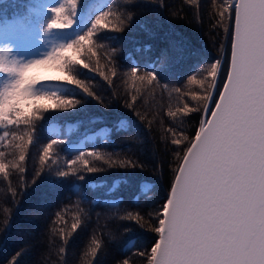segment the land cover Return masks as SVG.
Listing matches in <instances>:
<instances>
[{
  "label": "trees",
  "instance_id": "1",
  "mask_svg": "<svg viewBox=\"0 0 264 264\" xmlns=\"http://www.w3.org/2000/svg\"><path fill=\"white\" fill-rule=\"evenodd\" d=\"M28 2L0 0V20L15 18ZM112 3L111 10H104L117 15L132 11L138 22L116 33L119 39L115 41L103 36L96 39L93 49L97 55L82 57L90 68L82 69L79 78L99 100H91L80 110L56 113L55 121L48 119L51 113L45 114V119L35 121L34 134L33 128L24 124L0 128V136L9 133L7 140L0 142L4 153L0 160L7 165L6 174L0 173V264H124L125 260L127 264H149L148 256L158 238L153 231L158 224L155 214L176 166L172 130L177 135L183 131L189 138L195 135L203 110L201 97L211 83V63L220 56L224 39L219 24L225 0H135V9L123 7L125 0ZM109 20L117 23L114 16ZM224 22H228L227 14ZM74 24V29L64 33L78 30ZM169 39L183 43L184 55L170 64L164 77L149 84L146 72L151 69L145 68V63L157 59ZM137 48L151 50L137 52ZM137 65L138 76H144V81L130 75ZM59 74L49 71L45 75ZM185 105L200 111L182 115L179 110ZM120 120L129 128L121 130ZM53 126L57 131L50 130ZM50 139L63 143L53 146L51 158L42 166L40 155ZM186 147L179 149L181 156ZM80 151L99 153V160L85 158L100 171L87 173L83 161H77L72 166L75 175L51 184L49 165L69 171L67 161H75ZM21 154L25 155L23 161ZM109 156L143 167L109 166L105 163ZM38 171L41 178L37 180ZM79 176L85 179L79 180ZM117 181L118 188L109 191ZM143 184L152 186L147 195L140 191ZM38 204L43 210L36 217L33 208ZM129 212L139 213V222L129 221Z\"/></svg>",
  "mask_w": 264,
  "mask_h": 264
},
{
  "label": "snow or ice",
  "instance_id": "2",
  "mask_svg": "<svg viewBox=\"0 0 264 264\" xmlns=\"http://www.w3.org/2000/svg\"><path fill=\"white\" fill-rule=\"evenodd\" d=\"M123 7L135 9L137 4L135 0H125ZM104 8L111 10L112 0L103 8L98 0H29L15 18L0 20V128L24 124L31 126L34 134L35 121L45 119V114L51 113L48 119L55 121L56 113L80 110L91 100H99L79 78L82 69L90 68L82 57L86 53L97 55L93 49L96 39L103 36L115 41L119 39L116 33L138 22L132 11L117 15ZM110 15L117 23L109 20ZM74 21L80 28L65 34L64 30L75 28ZM219 27L224 39L220 56L211 63V83L201 97L203 114L195 135L189 138L183 131L177 135L172 130L176 166L169 190L155 214L158 224L153 231L158 239L148 256L149 264H264V0H225ZM41 42L43 52L39 51ZM183 55V43L169 39L168 47L160 50L157 59L145 63V68L151 69L146 72L148 83L164 77L170 64ZM42 71L60 74L46 76ZM111 71L115 76L114 67ZM139 71L138 65L133 66L130 75L144 81ZM190 111L200 109L185 105L179 110L182 115ZM169 115L176 117L177 113ZM119 128L129 125L120 120ZM50 130L57 131L55 126ZM8 135L5 131L0 142H5ZM57 143L63 141L50 139L43 147L42 166L51 158ZM185 144L181 156L179 149ZM3 155L0 152V157ZM86 155L101 159L97 152L80 151L75 161H67L69 171L49 165V182L56 185L69 174L75 175L72 166L81 160L87 173L100 171L89 164ZM19 159L25 160V155ZM105 163L143 167L135 161H116L110 156ZM52 164H56L55 159ZM6 172L7 165L0 160V173ZM36 178H41V172L36 173ZM118 185V181L114 182L108 190L114 191ZM151 190V185L140 186L144 195ZM42 210L43 205L38 204L33 214L39 217ZM126 218L135 222L141 219L139 213L132 212ZM79 223L72 225L73 230Z\"/></svg>",
  "mask_w": 264,
  "mask_h": 264
},
{
  "label": "rangeland",
  "instance_id": "3",
  "mask_svg": "<svg viewBox=\"0 0 264 264\" xmlns=\"http://www.w3.org/2000/svg\"><path fill=\"white\" fill-rule=\"evenodd\" d=\"M107 0H98V4H99V7L101 6V5H103L105 2H106ZM46 2H48V0H46ZM70 11V10H69ZM78 26V28H80V25L79 24H77ZM41 35H43V34H41ZM39 51L40 52H43L44 51V47L42 46V42H41V46L39 47ZM49 71H42L41 72V74L42 75H45L46 73H48Z\"/></svg>",
  "mask_w": 264,
  "mask_h": 264
},
{
  "label": "water",
  "instance_id": "4",
  "mask_svg": "<svg viewBox=\"0 0 264 264\" xmlns=\"http://www.w3.org/2000/svg\"><path fill=\"white\" fill-rule=\"evenodd\" d=\"M220 87H222V83H221ZM217 96H218V93H217ZM213 106H214V105H213ZM202 114H203V110H202ZM202 114H201V115H202ZM209 115H210V114H209ZM157 239H158V238H157Z\"/></svg>",
  "mask_w": 264,
  "mask_h": 264
}]
</instances>
